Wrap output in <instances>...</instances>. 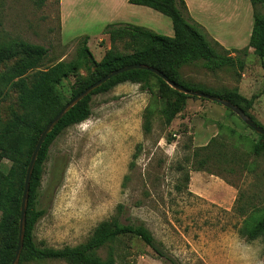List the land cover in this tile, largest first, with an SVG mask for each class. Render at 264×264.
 <instances>
[{"label":"rangeland","instance_id":"1","mask_svg":"<svg viewBox=\"0 0 264 264\" xmlns=\"http://www.w3.org/2000/svg\"><path fill=\"white\" fill-rule=\"evenodd\" d=\"M114 4L113 0H63L62 6L61 0H0V41L18 37L43 45L45 67L72 58L83 36L98 61L110 46L104 33L110 20L123 18L172 35L169 17L145 6L118 10ZM231 6L239 15L227 14L226 22L218 21L222 15L217 14L194 16L204 24L206 36L218 37L229 55L240 57L242 66L210 70L196 61L183 65L180 73L186 81L215 91L237 88L246 97L255 95L248 112L264 126V57L254 54L252 47L245 55L232 50L247 46L252 7L249 0L239 4L233 0ZM246 8L248 32L236 21L237 16L245 17ZM15 60L1 63L0 74ZM87 72L84 67L78 70L81 76ZM74 79L68 76L59 85L66 98ZM150 83L151 93L138 83L123 82L93 94L90 116L65 128L51 143L40 196L45 212L34 228L36 241L52 247L83 242L121 204V220L143 223L175 264H264L261 239L239 234L243 218L234 210L238 190L243 195L239 203L264 205V155L256 157L253 170L237 166L231 170L209 162L206 166L214 173L193 170L191 159L194 147L215 136L226 144L225 152L242 154L250 161L251 141L258 133L223 105L193 97L166 124L165 109L173 97L158 93L154 78ZM17 94L14 85L0 83V122L23 111ZM147 107L152 110L149 133L142 127ZM9 165L6 158L0 161L2 170ZM124 246L125 258L119 256L116 264H173L136 237L122 240L121 254ZM98 253L104 256L105 250ZM30 264L69 263L47 259Z\"/></svg>","mask_w":264,"mask_h":264},{"label":"trees","instance_id":"2","mask_svg":"<svg viewBox=\"0 0 264 264\" xmlns=\"http://www.w3.org/2000/svg\"><path fill=\"white\" fill-rule=\"evenodd\" d=\"M249 1L252 7V25L247 46L240 50H232L245 55L247 48L252 47L253 53L263 58L264 0ZM127 2L149 7L169 17L172 35L160 34L131 22H108L105 24L104 33L108 35L110 46L98 61L93 58L87 45L88 37L83 36L72 58L58 60L45 67H42V64L47 48L43 45L18 37L0 41V64L16 58L15 62L0 74V83L12 84L17 88L18 103L23 109L20 113L13 112L9 119L0 122V161L4 158L10 161L6 170L0 169V264H10L17 245L24 176L38 135L68 100L110 71L132 63L153 66L179 86L231 101L256 124L264 128L248 112L255 95L246 97L237 88L215 91L200 84L190 83L182 77L180 68L196 61H201L210 70L234 66L235 63L242 66L240 57L229 55V49L223 48L217 40L208 38L204 27L189 17L184 0H127ZM91 65L93 69H90ZM82 67L88 71L85 76L78 74V70ZM68 76H74L75 79L70 87V96L66 98L59 89V85ZM151 78L155 79L158 93L163 95L164 92H169L173 97L171 104L165 109L166 124H169L172 118L184 108L188 97L205 99L173 89L151 71L130 69L112 76L68 109L46 135L33 166L18 264H30L47 259L63 260L69 264H116L119 256L122 260L125 258L126 246L122 254L118 249L125 237L140 239L159 258L167 259L175 264L143 223L121 220L119 215L123 212L121 204L117 206L118 211L115 215L100 221L91 234L78 244L60 247L46 246L38 243L34 236L35 225L45 212V209L40 206V196L43 166L48 158L51 143L65 128L80 123L90 116V102L93 94L107 92L123 82L138 83L141 88L151 93L154 92L150 83ZM147 108L142 124L145 133L151 130L152 110L151 107ZM225 147L226 144L221 138L218 139L215 136L211 137L206 144L194 147L191 153L194 164L192 169L214 173L208 170L206 165L209 162H216V164L220 163V166L225 164L231 170L235 166L253 170L256 157L264 155V135L258 133V138L251 141L250 151L254 158L250 161L242 154L225 152ZM188 179L189 176L186 173L184 175L186 184ZM176 188L180 189L179 186ZM242 196L238 190L234 210L243 218L238 232L248 240L260 238L264 245V205L258 207L250 201L239 203ZM100 249L105 250L104 256L98 253Z\"/></svg>","mask_w":264,"mask_h":264},{"label":"water","instance_id":"3","mask_svg":"<svg viewBox=\"0 0 264 264\" xmlns=\"http://www.w3.org/2000/svg\"><path fill=\"white\" fill-rule=\"evenodd\" d=\"M130 69H145L148 71L153 72L157 76L161 77L169 86L172 88L183 92L187 93L189 95L197 96V97H202L214 102H217L224 107L230 109L232 112H234L247 126L252 128L254 131H256L259 134L264 135V128L256 124L250 116H248L238 105L232 103L231 101L224 99L222 97H218L209 93H205L202 91H196V90H191V89H186L182 86H179L169 80L160 70L153 66H149L146 64L142 63H132L129 65H124L121 67H118L109 73L103 75L100 77L98 80L95 82L91 83L84 89H82L80 92H78L75 96H73L70 100H68L64 106L52 117V119L46 124V126L43 128V130L40 132L38 135L34 148L31 152L26 171H25V176H24V184H23V191L21 195V201H20V214H19V220H18V236H17V245L14 251V255L11 259L10 264H18L21 248H22V243H23V234H24V223H25V212H26V202H27V196H28V188H29V180L30 176L33 170V166L36 161V157L38 154V151L41 147L42 142L44 141L46 135L51 131V129L54 127V125L59 121V119L65 114V112L70 109L75 103H77L79 100H81L83 97L88 95L89 93L92 92V90L96 89L99 87L101 84H103L106 80L111 78L112 76L121 73L123 71H127Z\"/></svg>","mask_w":264,"mask_h":264},{"label":"crops","instance_id":"4","mask_svg":"<svg viewBox=\"0 0 264 264\" xmlns=\"http://www.w3.org/2000/svg\"><path fill=\"white\" fill-rule=\"evenodd\" d=\"M114 1V5L118 8V10L121 8H128L130 7L129 5H134V4H130L127 2V0H113ZM186 7H187V13L189 15V17L191 19H193L194 21L198 22L199 24H201L204 27V24L202 23V21H200L198 18H196L194 15H204V14H217V15H222L221 18L218 19V21L220 22H226L227 20V14H235V15H239V10L235 8V10H233L232 8V1L230 0H184ZM235 1V0H234ZM242 0H237V3L239 4V2L241 3ZM247 2V1H246ZM63 0H61V6H62ZM138 6H142V5H138ZM146 7V6H145ZM248 7V5H247ZM118 15H121L120 13ZM245 18V19H244ZM242 16H237V20L239 23H241L242 26V30L245 29L247 32L249 31V27H250V23L248 21L249 18V13L248 10L246 8L245 11V17ZM231 20V18H229ZM112 21H125L128 22L126 20H124L123 18H118L115 20H110L108 22H112ZM106 22V23H108ZM243 22V25H242ZM252 22V21H251ZM205 28V27H204ZM218 41V37H216ZM221 45L222 42L218 41ZM191 190V189H190ZM198 194H201L200 192Z\"/></svg>","mask_w":264,"mask_h":264}]
</instances>
